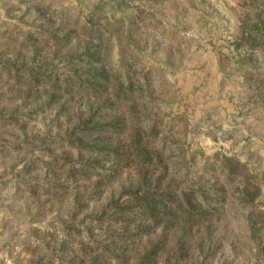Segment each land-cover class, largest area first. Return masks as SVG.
<instances>
[{
	"label": "rangeland",
	"instance_id": "rangeland-1",
	"mask_svg": "<svg viewBox=\"0 0 264 264\" xmlns=\"http://www.w3.org/2000/svg\"><path fill=\"white\" fill-rule=\"evenodd\" d=\"M0 264H264V0H0Z\"/></svg>",
	"mask_w": 264,
	"mask_h": 264
}]
</instances>
